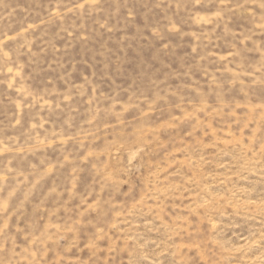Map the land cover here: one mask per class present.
<instances>
[{
    "label": "rangeland",
    "instance_id": "rangeland-1",
    "mask_svg": "<svg viewBox=\"0 0 264 264\" xmlns=\"http://www.w3.org/2000/svg\"><path fill=\"white\" fill-rule=\"evenodd\" d=\"M0 264H264V0H0Z\"/></svg>",
    "mask_w": 264,
    "mask_h": 264
}]
</instances>
